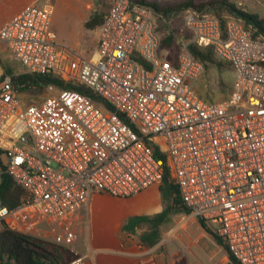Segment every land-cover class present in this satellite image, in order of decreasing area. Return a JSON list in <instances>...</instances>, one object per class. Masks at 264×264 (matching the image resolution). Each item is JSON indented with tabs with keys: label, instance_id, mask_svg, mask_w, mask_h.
<instances>
[{
	"label": "built area",
	"instance_id": "built-area-1",
	"mask_svg": "<svg viewBox=\"0 0 264 264\" xmlns=\"http://www.w3.org/2000/svg\"><path fill=\"white\" fill-rule=\"evenodd\" d=\"M51 2L26 5L0 28L21 66L0 81V181L6 174L25 190L15 210L0 200V231L64 246L73 254L64 264H93L76 251L74 217L95 193L129 198L159 186L167 166L184 206L237 264H264V38L233 16L222 27L217 16L187 9L190 38L168 57L154 10L111 0L93 55L76 63L52 29ZM192 44L231 65L227 99L209 102L194 89L204 65ZM47 73L73 77L108 107L53 85L25 105L12 78ZM0 264H14L1 241Z\"/></svg>",
	"mask_w": 264,
	"mask_h": 264
},
{
	"label": "rangeland",
	"instance_id": "rangeland-1",
	"mask_svg": "<svg viewBox=\"0 0 264 264\" xmlns=\"http://www.w3.org/2000/svg\"><path fill=\"white\" fill-rule=\"evenodd\" d=\"M147 3H156L159 6H165L170 4H179L185 2L186 0H145ZM208 0H195V3L206 2ZM237 0H231V2L238 7ZM244 4V11L258 14L261 18H264V7L262 0L256 2L254 0H239ZM111 0H52L51 5L53 7V22L52 29L56 33L57 41L61 48H64L66 55H69L70 59L76 63L80 62V59L90 58L97 45L99 27L87 29L84 24L85 21L91 19L94 14L103 17L110 6ZM91 6V10L88 8ZM242 9V8H241ZM183 11L175 12L169 17L155 16L158 30L163 39L167 38L169 35L173 36L171 40V45H163L164 51H168V57L176 56L179 52L182 43L190 38L189 34L184 30L183 25ZM207 13L220 16H224L225 20L231 15L222 12L208 11ZM74 52V54H73ZM217 60L222 64L221 66H216L215 64L206 63L204 65V71L199 76V78L194 82V89L196 92L206 101L218 102L228 98L231 86H232V69L228 62L217 58ZM6 61L9 65H12V60L7 58ZM16 67V63L14 64ZM77 67V64L74 66ZM71 69V63L67 64L66 70ZM75 75V73H71ZM73 77L67 76L66 79ZM49 95L47 90L38 91H22L20 98L22 102L27 104L37 103ZM6 162V158H3ZM165 204L168 206L172 205V199L167 198ZM89 207L86 206L82 208L81 214L87 216L89 213ZM174 218L179 215H183L180 211H174ZM79 223V221H78ZM175 221H167L163 227L164 233L160 238V242L153 246L147 247L140 241V236L143 231L137 230L131 232L125 236V241H127V246L120 247V250L116 251L115 255L125 256L130 259H134L142 264H196L193 260L195 259L188 248L183 246H177L176 243L178 238L174 235L173 228ZM85 225L83 222L78 226L80 232V242H83L86 234H82V230ZM47 225L45 223L41 224L34 234L38 236L39 232L42 230H47ZM65 229V228H64ZM84 237V238H83ZM208 251V250H207ZM65 262L73 257V254L64 252ZM98 255L93 257L94 264H98ZM200 260H205L206 257L203 254L197 256ZM64 262V263H65ZM215 264H225V259L222 254L216 257Z\"/></svg>",
	"mask_w": 264,
	"mask_h": 264
},
{
	"label": "trees",
	"instance_id": "trees-1",
	"mask_svg": "<svg viewBox=\"0 0 264 264\" xmlns=\"http://www.w3.org/2000/svg\"><path fill=\"white\" fill-rule=\"evenodd\" d=\"M151 7L155 14L158 16L169 17V15L180 12L187 9H193L200 13H207L208 11L222 12L225 11L229 15L240 20L244 26L251 29L253 37L261 36L264 38V18H261L258 14L246 12L237 8L231 0H208L206 2L195 3V0H186L179 4H170L165 6H159L156 3H147L145 0H134ZM222 27H225L226 20L224 16L218 14ZM103 17L94 14L91 19L87 20L84 26L87 29L100 27L103 23ZM173 36L169 35L163 39V45H171ZM189 51L194 58L203 64L211 63L216 66L222 64L217 60V56L211 46L201 48L195 44L189 46ZM229 64V63H228ZM230 65V64H229ZM231 67V65H230ZM7 73H10L7 71ZM14 85H22L21 91L46 90L48 85H53L59 89H73L83 94L88 95L92 100L104 104H107L101 99L97 98L89 89L83 85L76 83L74 79L65 80L61 75L54 73H47L44 75H18L12 78ZM160 159L167 164V160L164 156H159ZM160 191L165 198L172 199V205L166 207L161 213L154 216H142L131 218L128 223L130 227L138 226L140 223H146L150 226V230L141 236V242L147 247L155 246L159 239L160 234L158 231L159 226L166 221L169 214L175 210L190 213V210L184 206L181 201L179 190L177 185L172 180L171 172L166 166L162 183L159 185ZM25 190L15 181L4 174L0 181V200L9 207L11 210L17 209L21 204V197L24 195ZM204 228H207L204 222L199 220ZM215 239L220 245H223L222 241L213 234ZM0 241L2 254L7 255L14 261V264H64L65 254L70 251L62 245L42 238L32 237L24 234L21 231L13 229L9 226H4L0 231ZM224 246V245H223ZM231 264H237L235 259L230 255Z\"/></svg>",
	"mask_w": 264,
	"mask_h": 264
},
{
	"label": "crops",
	"instance_id": "crops-1",
	"mask_svg": "<svg viewBox=\"0 0 264 264\" xmlns=\"http://www.w3.org/2000/svg\"><path fill=\"white\" fill-rule=\"evenodd\" d=\"M43 1L0 0V28L16 16L26 5L34 3L40 4ZM88 8L91 10L90 5H88ZM7 58L12 60L13 66L9 65L6 61ZM15 63L16 67L14 66ZM7 71L10 73H7ZM20 72V64L12 58L0 41V81L6 75H15ZM166 199H164L159 186H151L140 194L129 198H119L103 193H95L88 205L89 214L87 216L82 215L81 209L77 216L74 217V228L78 235L75 245L76 251L82 254L88 252L92 260L95 255H98V264H142L128 257L115 255L116 251L120 250V247L127 246L128 243L125 241V236L131 232L140 230L144 234L150 230V226L146 223H140L138 226L130 227L129 220L142 216L151 217L161 213L166 207H169L165 204ZM173 213L174 211L159 226L160 238L165 232L163 227L166 222L175 221L173 232L178 240L174 244L188 248L191 252V257L193 255L195 258H192V260L196 264H215L218 252L223 255L225 264H231L230 255L226 247L217 242L213 235L214 233L208 225L204 223L207 227L204 228L199 221L200 218L192 213L180 211L183 215H179L177 218H174ZM82 222L85 225L82 234L83 236L86 234V236L85 238L83 237V242H80L81 230L77 228ZM200 254L205 255L206 259L200 260L197 257Z\"/></svg>",
	"mask_w": 264,
	"mask_h": 264
}]
</instances>
